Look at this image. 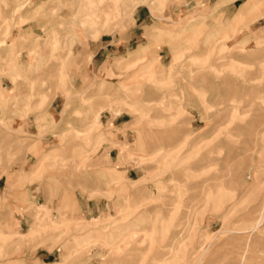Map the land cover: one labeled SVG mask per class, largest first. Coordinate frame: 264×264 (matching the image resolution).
Instances as JSON below:
<instances>
[{
    "label": "rangeland",
    "instance_id": "1",
    "mask_svg": "<svg viewBox=\"0 0 264 264\" xmlns=\"http://www.w3.org/2000/svg\"><path fill=\"white\" fill-rule=\"evenodd\" d=\"M2 1L0 264H223L241 252L247 234L231 231L264 214V0Z\"/></svg>",
    "mask_w": 264,
    "mask_h": 264
},
{
    "label": "bare ground",
    "instance_id": "2",
    "mask_svg": "<svg viewBox=\"0 0 264 264\" xmlns=\"http://www.w3.org/2000/svg\"><path fill=\"white\" fill-rule=\"evenodd\" d=\"M2 1V0H1ZM153 1V2H152ZM151 2V4H150V1H148V3H147V1H144L146 4H147V7L150 9V10H152L154 7H155V5L156 4H158L157 3V1H155V0H152ZM3 2V1H2ZM23 2H25V1H23ZM83 2V4H84V1H82L81 0V3ZM97 1H95V3H94V1H88L87 2V5L88 6H97V5H99V3L97 4L96 3ZM15 3V2H14ZM162 3H163V1H162ZM82 5V4H81ZM5 6V5H4ZM83 6V5H82ZM18 7H19V5L18 6H15V7H13L12 8V13H16L19 9H18ZM24 7V6H23ZM77 7H79V6H77ZM44 8V7H43ZM97 8V7H96ZM95 8V10H97ZM76 10V9H75ZM80 11V10H79ZM78 11V12H79ZM53 13V12H52ZM19 14V13H18ZM51 14V13H50ZM245 14H246V10L244 9V8H241L240 10H239V12L237 13V15H236V17H235V19H237V20H239L240 18H242V17H244L245 16ZM2 15V14H1ZM16 15V14H15ZM52 15V14H51ZM3 17H5V15L3 16ZM1 18V17H0ZM20 19V18H19ZM18 19V20H19ZM155 19V18H154ZM2 20L0 19V22H1ZM15 22V21H14ZM21 24L23 23L22 21L20 22ZM175 23V22H174ZM16 24V23H15ZM158 24V23H157ZM17 25H18V23H17ZM51 25V24H50ZM6 27V26H5ZM14 27V26H13ZM3 30V29H2ZM2 30H1V33H2ZM152 30H154V29H152ZM156 30V29H155ZM18 32H20V31H18ZM17 32V33H18ZM1 33H0V35H1ZM21 33V32H20ZM170 33H172V32H170ZM19 34V33H18ZM175 34V33H174ZM177 34V33H176ZM5 35H7V34H5ZM5 39V38H4ZM2 41H3V39H2ZM44 41H45V39H44ZM43 41V42H44ZM184 41V40H183ZM1 42V41H0ZM18 42V41H17ZM43 42L41 43V45H43ZM53 42V41H52ZM181 42V41H180ZM16 43V42H15ZM57 44V43H56ZM2 45V44H1ZM11 45V44H10ZM9 45V46H10ZM21 45V44H20ZM52 46V45H51ZM63 46V45H62ZM171 48V47H170ZM42 49V48H41ZM52 49V48H51ZM143 49V46H140L135 52H134V54L133 55H138V54H140L141 53V50ZM220 49V48H219ZM9 50H11V49H9ZM55 50H58V49H56L55 48ZM221 50H223L222 48L220 49V52H221ZM51 51V50H50ZM37 52H39V51H37ZM224 52V51H223ZM222 52V53H223ZM35 54V53H34ZM60 54V53H59ZM213 54H214V52H213ZM217 54H219V53H217ZM12 55V54H11ZM186 55V54H185ZM195 55V54H194ZM10 56V55H9ZM8 56V57H9ZM35 56V55H34ZM216 56V55H215ZM218 56V55H217ZM11 57V56H10ZM17 57H19V56H16V58ZM37 57V56H36ZM63 57V56H62ZM92 57V56H91ZM58 58H59V56H58ZM210 58H212V57H210ZM19 59V58H18ZM21 59V58H20ZM61 58H59V60H60ZM205 59H206V57H205ZM220 59V58H219ZM4 60V59H3ZM3 60H0V61H3ZM22 60H23V58H22ZM21 60V61H22ZM204 60V59H203ZM222 60V59H221ZM60 61H62V60H60ZM197 60H195V62H196ZM206 61V60H205ZM185 62V61H184ZM201 62V61H200ZM199 62V63H200ZM207 63H208V61H206ZM217 62V61H216ZM224 62V61H223ZM199 63H198V65H199ZM206 63V64H207ZM227 63H228V61H227ZM230 63V62H229ZM228 63V64H229ZM40 64V63H39ZM62 64H64V63H62ZM118 64V63H117ZM195 64V63H194ZM194 64H192V65H194ZM205 64V62L203 63V65ZM205 64V66H207ZM220 64V63H219ZM222 64V63H221ZM232 64V63H231ZM234 64V63H233ZM233 64H232V67H233ZM59 64H54V67L52 66V68H51V70H50V72L48 71V76L49 77H53L54 76V73H56L57 71V66H58ZM196 65H197V63H196ZM202 65V64H201ZM200 65V66H201ZM214 65H216V64H214ZM224 65H226L225 63H224ZM145 66H148V65H145ZM195 66V65H194ZM204 66V67H205ZM221 65H219V67H220ZM0 67H2V65L0 66ZM38 67V66H37ZM36 67V68H37ZM56 67V68H55ZM63 67V66H62ZM199 67V66H198ZM202 67V66H201ZM212 67H214V66H212ZM215 67H217L218 68V66H215ZM231 67V68H232ZM32 68V67H31ZM194 68V67H193ZM192 68V69H193ZM207 68V67H206ZM217 68H216V70L215 71H218L219 70V68H218V70H217ZM230 67L228 66V69H229ZM12 69V68H11ZM210 69V68H209ZM14 71H15V73H17L18 71V68H14L13 69ZM145 70V69H144ZM201 70H202V68H201ZM203 70H205L204 68H203ZM225 70V69H224ZM143 71V70H142ZM210 71V70H209ZM223 71V70H222ZM230 71V70H229ZM139 72V71H138ZM207 72V71H206ZM211 72H212V70H211ZM223 72H225V71H223ZM232 72H233V68H232ZM241 71H238V72H236L237 73V77L239 76L238 75V73H240ZM253 72V71H252ZM58 73V72H57ZM214 73V72H213ZM212 73V74H213ZM231 73V72H230ZM233 73H235V72H233ZM232 73V74H233ZM59 74V73H58ZM100 74V73H99ZM216 74H218L217 72H216ZM244 74H245V72H244ZM246 74H247V72H246ZM219 75H221L220 73H219ZM235 75V74H234ZM241 75H242V72H241ZM248 75V74H247ZM40 76V75H39ZM48 76H45V77H47L48 78ZM190 76V75H189ZM216 76H218V75H216ZM215 76V77H216ZM250 76H251V74H250ZM250 76H248L249 78H250ZM19 77V76H18ZM34 78H36L35 76H33ZM201 78V77H200ZM203 78V77H202ZM223 78V77H222ZM226 78V77H225ZM56 79V78H55ZM218 79H219V77H218ZM221 79V78H220ZM238 79V78H237ZM244 79V78H243ZM32 80H33V78H32ZM46 80V79H45ZM53 80H54V78H53ZM62 80V79H61ZM60 80V81H61ZM245 80V79H244ZM246 80H247V78H246ZM56 81V80H55ZM71 81V80H70ZM99 81V80H98ZM202 81V80H201ZM219 81V80H218ZM217 81V82H218ZM221 81V80H220ZM18 82V81H17ZM95 82H96V80L94 81V84H95ZM243 82V81H242ZM32 83V82H31ZM56 83V82H55ZM199 83V82H198ZM214 83H216V82H214ZM220 83V82H219ZM247 84H248V82H246ZM120 84V83H119ZM205 85H206V83H204ZM224 85H225V83H223ZM223 85V86H224ZM253 85V84H252ZM92 86V85H91ZM186 86V85H185ZM202 86V85H201ZM199 87H200V85H199ZM203 87V86H202ZM206 87V86H205ZM229 87V86H228ZM230 87H231V85H230ZM89 88H91V87H89ZM89 88H88V90H89ZM201 88V87H200ZM204 88V87H203ZM224 88V87H223ZM37 89V88H36ZM91 89H93V88H91ZM213 89V88H212ZM39 90V89H38ZM44 90H46V89H44ZM231 90V89H230ZM229 90V91H230ZM41 91V90H40ZM49 91V90H48ZM100 91V90H99ZM194 91V90H193ZM228 91V92H229ZM37 92V91H36ZM35 91H34V93H36ZM39 92V91H38ZM37 92V93H38ZM88 92V91H87ZM90 92V91H89ZM88 92V93H89ZM111 92V91H110ZM109 92V93H110ZM242 92V91H241ZM68 93V92H67ZM83 93V92H82ZM82 93H81V95H82ZM90 93H92V92H90ZM98 93H100V92H98ZM113 93V92H112ZM117 93V92H116ZM197 93V92H196ZM237 93V92H236ZM27 94V93H26ZM31 94H32V92H31ZM39 94V93H38ZM42 93H40V95H41ZM86 94V93H85ZM101 94V93H100ZM106 93H104V95H105ZM230 94V93H229ZM228 93H227V97L229 98L230 96H232V95H229ZM232 94H234V92L232 93ZM238 94V93H237ZM81 95H79V96H81ZM104 95H103V103L105 102L106 103V101H108L107 99H109V98H107L109 95H107V97H106V99H105V97H104ZM105 95V96H106ZM202 95H203V93H202ZM207 95V94H206ZM21 96V95H20ZM44 96V95H43ZM83 96V95H82ZM102 96V95H101ZM205 96V95H204ZM235 96H237V95H235ZM39 97H41V96H39ZM48 97H50V96H48ZM114 97V96H113ZM112 97V98H113ZM203 97V96H202ZM215 97V96H214ZM238 97H240L239 95L236 97V98H238ZM111 98V97H110ZM226 98V97H225ZM235 98V99H236ZM35 99H37V98H35ZM42 99H43V97H42ZM87 99V98H86ZM216 99V98H215ZM233 99V98H232ZM84 100H85V98H84ZM105 100V101H104ZM199 100V99H198ZM203 100H205V97L203 98ZM213 100V99H212ZM217 100L218 101H221L222 99L220 98V100L217 98ZM230 100V99H229ZM42 101V100H41ZM44 101V100H43ZM49 101H51V100H49ZM110 101V100H109ZM232 101V100H231ZM213 102H214V100H213ZM222 102V101H221ZM225 102V101H224ZM35 103V102H34ZM43 103H45V102H43ZM103 103H99V105L100 104H102L103 105ZM145 103V102H144ZM204 103H205V101H204ZM219 104H220V102H218ZM233 104L232 105H234V100H233V102H232ZM40 104V103H39ZM38 104V105H39ZM47 104H49V102H47ZM46 104V105H47ZM92 104H94V103H92ZM95 105V104H94ZM98 104H97V106H99ZM218 105V104H217ZM223 105V104H222ZM235 105H236V103H235ZM21 106V105H20ZM208 106V105H207ZM210 106V105H209ZM215 106V105H214ZM227 106V107H226ZM225 106V104H224V110L226 109V108H228L229 106L228 105H226ZM231 106V105H230ZM237 106L238 105H236V107L235 106H232V107H234V108H237ZM94 107V106H93ZM92 107V108H93ZM100 107V106H99ZM102 107V106H101ZM39 108V107H38ZM201 108V107H200ZM212 108V107H211ZM231 108V107H230ZM248 108V107H247ZM42 109H43V107H42ZM45 109V108H44ZM43 109V110H44ZM232 109V108H231ZM240 108L238 107V111H240L241 112V109L239 110ZM209 110V109H208ZM215 110V109H214ZM222 110H223V108H222ZM221 110V111H222ZM252 110V109H251ZM38 111V110H37ZM40 111H42V110H40ZM220 110H218V112H219ZM220 111V112H221ZM231 111V110H230ZM206 112H208V111H206ZM234 112H236V111H234ZM36 113V112H35ZM48 114V113H47ZM216 114V113H215ZM241 114V113H240ZM207 115V114H206ZM233 115V114H232ZM236 115V114H235ZM238 115V114H237ZM35 116V115H34ZM240 116V115H239ZM239 116H237L238 118H239ZM262 116H264V114H262ZM36 117V116H35ZM215 117V116H214ZM76 118V117H75ZM215 118H217V117H215ZM219 118V117H218ZM240 118H242V117H240ZM245 118V117H244ZM78 119V118H77ZM81 118H79V120H80ZM43 120V119H42ZM86 120V119H85ZM84 119H82V121L84 122L85 121ZM238 120V119H237ZM256 120V119H255ZM81 121V122H82ZM216 120H214V118H213V122H215ZM78 122H80V121H78ZM80 122V123H81ZM237 122V121H236ZM255 122V121H254ZM261 123H262V121H261ZM68 124V123H67ZM84 124H86L85 126H83V127H86L87 126V124H88V121H87V123H85L84 122ZM181 124V123H180ZM214 124H216V123H214ZM260 126H261V124L260 123H258ZM264 124V123H263ZM80 126H81V124H79ZM238 125V124H237ZM3 127V126H2ZM216 127V126H215ZM218 127V126H217ZM216 127V128H217ZM66 128V127H65ZM70 128V127H69ZM79 128V127H78ZM182 128V127H181ZM248 128V127H247ZM251 128V127H250ZM252 128H254V127H252ZM3 129L4 128H2V132H3ZM6 129V128H5ZM5 129H4V131H5ZM67 129H68V127H67ZM179 128H177V130H178ZM203 129V128H202ZM230 129V128H229ZM255 130L257 129V128H254ZM8 130H10L9 128H8ZM7 130V131H8ZM196 130V129H195ZM253 130V129H252ZM255 130L254 131H252V133L253 132H255ZM7 131H5V132H7ZM28 131V130H27ZM43 131V130H42ZM73 131V130H72ZM200 131V130H199ZM210 131V130H209ZM14 132H15V130H14ZM24 132V131H23ZM75 132V131H74ZM207 132V131H206ZM231 132V131H230ZM16 133H18V132H16ZM30 133V132H29ZM203 133V132H202ZM19 134V133H18ZM22 134H24V133H22ZM39 134V133H38ZM44 134V133H43ZM256 134V132L254 133V135ZM262 134H263V132H262ZM3 135V134H2ZM8 135H10V134H8ZM28 135V134H27ZM1 136V135H0ZM3 136H6V135H3ZM20 136H21V134H20ZM34 136V135H33ZM39 136V135H38ZM41 136V135H40ZM233 136V135H232ZM262 136V135H261ZM18 137H19V135H18ZM22 137V136H21ZM36 137V136H35ZM161 137L162 136H158V138H160L161 139ZM196 137V136H195ZM199 137V136H198ZM6 138H10V137H8V136H6ZM30 138H31V136H30ZM82 138V137H81ZM80 138V139H81ZM85 138V137H84ZM157 138V137H156ZM197 138V137H196ZM212 138V137H211ZM228 138V137H227ZM0 139H1V137H0ZM16 139H17V137H16ZM16 139H12L11 141H13V142H15V141H17ZM24 139H26V138H24ZM40 138H38L37 140H39ZM85 139H87V137L85 138ZM85 139H83V140H85ZM163 139V138H162ZM264 139V138H263ZM8 140V139H7ZM27 140H29L28 138H27ZM31 140V139H30ZM4 141V140H3ZM10 141V142H11ZM79 141V140H78ZM156 141H157V139H156ZM160 141V140H159ZM228 141V140H227ZM5 142V141H4ZM71 142V141H70ZM74 142V141H73ZM195 142H196V140H195ZM12 143V142H11ZM10 143V144H11ZM254 143V142H253ZM2 144H4V143H2ZM2 144H1V147H3L2 146ZM8 145H9V143H7ZM74 144V143H73ZM211 144V143H210ZM4 145H6V142H5V144ZM16 145H18V144H16ZM16 145H14V147H16L17 148V146ZM76 145V144H75ZM82 145V144H81ZM229 145V144H228ZM253 145V144H252ZM237 146V145H236ZM1 147H0V150H2L3 151V149L5 148V147H3V149H1ZM14 147H13V149H14ZM69 147H71V146H69ZM75 147V146H74ZM74 147L72 148L73 150H74ZM199 147V146H198ZM204 147V146H203ZM215 147V146H214ZM217 147V146H216ZM225 147V146H224ZM230 147V146H229ZM261 147V146H260ZM78 148H80V147H78ZM77 148V149H78ZM228 148V147H227ZM244 148V147H243ZM6 149V148H5ZM4 149V150H5ZM57 149V148H56ZM247 149V148H246ZM245 149V150H246ZM263 149V148H262ZM11 150L12 149H10V153H11ZM16 150V149H15ZM212 150V149H211ZM214 150V149H213ZM55 151V150H54ZM59 151H60V149H59ZM79 151V150H78ZM8 152V151H7ZM6 152V153H7ZM13 152V151H12ZM20 152H21V150H20ZM9 153V152H8ZM10 153H9V155H10ZM212 153V152H211ZM243 153V152H242ZM209 154V153H208ZM4 155H6V154H3L2 156L3 157H5ZM16 155V154H15ZM210 155H212V154H210ZM209 155V156H210ZM1 155H0V157L2 158V160H3V157H2ZM8 156V155H7ZM17 156V155H16ZM264 156V155H263ZM200 157V156H199ZM203 157H205L204 155H203ZM0 158V159H1ZM2 160H0L1 162H2ZM202 160V159H201ZM28 161V160H27ZM203 161H204V159H203ZM4 164H5V162H3ZM114 179V178H113ZM123 179V178H122ZM110 181H112V179L110 178ZM116 182V181H115ZM111 183V182H110ZM77 187V186H76ZM57 189V188H56ZM55 189V190H56ZM57 191V190H56ZM264 196V195H263ZM30 197V196H29ZM33 197H34V195H33ZM28 199V198H27ZM31 200V199H30ZM263 200V199H262ZM262 200H260V201H262ZM215 203H217L218 204V202H215ZM259 204V203H258ZM255 206V205H254ZM98 207H100V206H98ZM253 207V206H252ZM251 208V207H250ZM249 208V209H250ZM248 211V210H247ZM264 221V214L263 215H261L260 216V218L257 220V222L256 223H254L253 225H251V226H248V227H246V228H244V230H242V231H240V232H236V231H231V233L232 234H247V235H244V237L246 236V241L241 245V247H242V250H241V252H239L238 254L236 253V250L235 249H233L232 251L230 250V253H228L227 255H225V256H223L222 257V259L221 258H217L218 260H221V261H223V264H264V257H262V256H252V254H251V249H252V247L254 246V244L258 241H256L255 240V237H258V239L260 240V242H258V243H260L261 245H264V239H261V238H264V226H263V224L262 223H264L263 222ZM132 223H133V221H132ZM127 224V226H131L132 227V225H128L129 223H126ZM125 225V224H124ZM124 225L122 226V225H120L121 227H124ZM127 226L125 225V227L127 228ZM121 227H118V230H119V228H121ZM107 228V227H106ZM150 227H148V229H149ZM124 229V228H123ZM128 229V228H127ZM115 230H117V228L115 229ZM114 230V231H115ZM117 230V231H118ZM126 230V229H125ZM113 231V232H114ZM119 231H122L123 232V230H119ZM141 231V230H140ZM112 232V231H111ZM120 233V232H119ZM135 233H138V232H135ZM142 233V232H141ZM225 233V232H224ZM228 233V232H227ZM121 234V233H120ZM118 235V234H117ZM116 235V236H117ZM239 237V236H238ZM117 238V237H116ZM228 239H232L229 243H231V245H233L234 244V246H231V247H234L235 248V240H234V238H236V237H232V238H229V237H227ZM227 238H226V241H227ZM241 238V237H240ZM237 239V238H236ZM242 240V239H241ZM244 240V239H243ZM115 241V240H114ZM238 241H239V239H238ZM116 242H118V241H116ZM116 242H114V243H116ZM74 244V243H73ZM75 244H78V241H77V243L75 242ZM80 244V243H79ZM259 244V245H260ZM227 245V244H226ZM225 245V246H226ZM80 246H81V244H80ZM79 247V246H78ZM60 249H61V247H60ZM64 249V248H63ZM226 249V248H225ZM62 251V250H61ZM259 253L260 252H262V253H264V248H259ZM226 252H227V250H226ZM205 253V252H204ZM218 257V256H217ZM215 259H216V257H215ZM198 261H200V260H198ZM197 261V262H198ZM196 262V263H197ZM215 262V261H214ZM217 262V261H216Z\"/></svg>",
    "mask_w": 264,
    "mask_h": 264
},
{
    "label": "crops",
    "instance_id": "3",
    "mask_svg": "<svg viewBox=\"0 0 264 264\" xmlns=\"http://www.w3.org/2000/svg\"><path fill=\"white\" fill-rule=\"evenodd\" d=\"M136 21L143 22L145 20L141 16L136 15Z\"/></svg>",
    "mask_w": 264,
    "mask_h": 264
}]
</instances>
